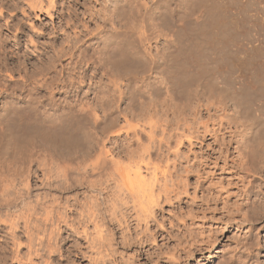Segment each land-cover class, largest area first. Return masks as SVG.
Returning a JSON list of instances; mask_svg holds the SVG:
<instances>
[{
    "label": "rangeland",
    "instance_id": "1",
    "mask_svg": "<svg viewBox=\"0 0 264 264\" xmlns=\"http://www.w3.org/2000/svg\"><path fill=\"white\" fill-rule=\"evenodd\" d=\"M50 1L0 0V84L14 85L24 73H58L74 42L78 53L97 59L94 42L102 27L117 25L118 41H135L144 5L153 2L52 0L44 11ZM157 5L154 11L163 20L160 16L154 27L162 35L149 49L155 56L165 53L159 64L168 59L167 39L174 41L170 50L181 45L173 27L208 22L210 8L226 21L230 41L207 44L190 67L194 76L181 86L163 66L152 71L145 58L116 66L131 79L107 148L119 168L139 165L142 178L133 174L137 184L131 187L116 172L79 179L71 188H50L36 169L31 191H47L48 201L59 199L60 213L35 231L0 225V264H264V0ZM114 7L119 9L113 12ZM89 64L73 73L68 69L75 79L87 77L68 100L97 107L108 79L102 67ZM90 78L102 82L90 86ZM44 91L40 95L47 96ZM55 95L63 99L65 93ZM99 132L84 121L75 150H91ZM4 135L0 160L14 161V143ZM39 137L24 142H42ZM24 142L13 146L20 151Z\"/></svg>",
    "mask_w": 264,
    "mask_h": 264
},
{
    "label": "bare ground",
    "instance_id": "2",
    "mask_svg": "<svg viewBox=\"0 0 264 264\" xmlns=\"http://www.w3.org/2000/svg\"><path fill=\"white\" fill-rule=\"evenodd\" d=\"M159 1L161 0H153L152 4L144 5V11L141 13V25L135 41H131L127 37H125L124 43L118 41L121 39L119 37L122 28L117 25V27L111 26L108 30H103L102 27L96 35L97 40L94 42V44H98L96 46L97 52H99L97 59L86 58V54L82 50L78 53L80 47L78 42H74L64 53L69 61L67 64L61 65L58 73H43L41 77L24 73L20 75V79L14 85L0 84V134H8V139L14 143V146L16 143H22L19 145L24 146L25 140V142L30 141L29 136L38 135L42 139V142L34 141L33 143L32 141L29 144L24 142L27 146L20 151L12 145L14 154L17 153L14 156V161L0 160V225H8L12 230L23 225L27 229L34 230L40 222L46 224L60 213L57 207V203L61 202L59 199L50 195L52 198L48 201L47 191L46 193L43 191L44 194L39 192L36 194L31 191L30 182L32 177L38 173L36 169L42 173L45 184L50 188L64 186V188H68L77 184L76 181H80L79 179L86 181L87 178L105 174L113 175L116 172L125 176L126 184L131 187L137 184L133 181V174L142 178L143 173H141L139 165L136 170L132 169L134 172L131 168H119L118 159L109 154L110 151L107 148V142L111 140L113 132L115 133L117 130L119 103L123 99L131 79L128 76L127 80L124 79L122 71L117 67H129L134 64V61L145 58L152 64V71L163 66L162 68L167 72L168 77H171L170 79L181 86L194 76L190 67L198 62L199 56L207 44L212 43L214 45L218 39L220 42L227 43V40L232 36L226 21L220 19L221 16L220 18L215 16V14L218 15V12L214 13L215 10L210 8L209 15L211 18L208 22L204 24L195 23L197 25L187 22L184 25L173 27L175 39L181 45L176 51H174L176 47L170 50L174 41L167 39L169 46L165 50L168 51V59L159 64V59H163L165 53L158 50L156 55L159 57H157L149 49L152 42H160L159 38L162 35L161 31L154 27L158 25L156 20L160 16L163 20L162 13L154 11L157 10ZM51 3L52 0L44 11L49 12ZM116 9L119 8L114 7L112 11L116 12ZM107 20L113 22L112 18H107ZM117 38L119 39L117 40ZM111 61L114 63L108 67L106 64ZM89 63L96 65V67H102V73L108 79V83L100 92L102 96L97 105L102 114L99 111L97 113V107L91 104L81 103L79 100H68V98H73L78 94L76 92L87 80L86 74L83 73L75 79L68 72V69L73 73L75 70H80L83 65L90 66ZM122 79L127 82L124 84L125 87L120 83ZM101 82L93 81L90 78L89 84L94 86L97 83L101 84ZM44 90L48 93L47 96L40 95L39 91ZM56 92L65 93L64 98L56 97ZM15 98H18V101ZM84 121H90L94 129L100 130V135L98 134L93 148L83 152L75 150V148L80 145L77 144L78 142L81 143L79 133ZM49 141L55 145L61 143L65 145L66 149L64 151L59 148L56 149L51 146L52 144L48 145ZM131 172L133 173L131 174ZM34 193L36 195H33Z\"/></svg>",
    "mask_w": 264,
    "mask_h": 264
}]
</instances>
